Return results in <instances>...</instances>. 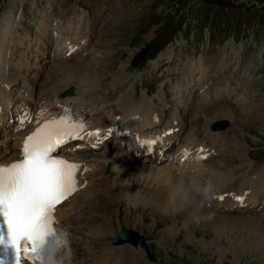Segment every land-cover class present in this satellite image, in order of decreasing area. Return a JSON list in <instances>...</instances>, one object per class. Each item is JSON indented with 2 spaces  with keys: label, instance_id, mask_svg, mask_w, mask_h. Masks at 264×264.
<instances>
[{
  "label": "rangeland",
  "instance_id": "374dc122",
  "mask_svg": "<svg viewBox=\"0 0 264 264\" xmlns=\"http://www.w3.org/2000/svg\"><path fill=\"white\" fill-rule=\"evenodd\" d=\"M54 1L61 4V6L59 5V10L61 7L63 9L61 13L63 12L64 15L67 14L68 16L65 20L61 19V15L58 14L59 11L55 9V19L49 24L52 32L54 29L61 27H64L66 31L68 26L74 25L80 19H82V30L87 31L90 24L92 25L93 21L99 18L101 14L96 7L98 4L97 0H0V22H3L9 14H11L10 18L12 20H14L13 16H15L17 19L12 30L18 34L16 35V37L18 36L17 40L23 42V47L19 48L12 43V40L10 42L11 51L15 54V62L19 61L22 64H28V60L24 56L27 55L30 57V61H33V57L38 55L37 51L39 48L42 49V52H46L45 56L29 64L30 67L33 64L29 72L27 70L24 71V75L29 76V79H32L35 75L36 71L33 72L34 66L43 65V71L42 69L39 70V68L36 69L37 72H42L43 77H46L47 70L50 69L51 65H57L58 62L56 46H53L52 38L48 42L46 39V44L40 40L43 36L41 35L42 31L38 22L43 20V17L34 16L38 8L43 10V13L49 10L52 11ZM102 3H105L106 7L112 9L118 7L120 9V17H116L114 13L107 12L109 18H118L120 22L113 23V27L110 28L111 31L103 39L99 37L98 40L95 38L90 39L88 55L80 58L82 59L80 61V63L82 62L81 66L87 64L86 66L88 67L89 63L95 61V59L105 58L110 60L94 66L95 72L101 76L107 70L105 68L106 64L107 67L109 66L107 78L97 76L96 85L100 92L103 95H108L112 87H118L120 92L128 93L129 96H131L129 93L133 95L136 92V98L139 97L138 100L135 98L136 102L143 98H146L145 100L147 101L154 100L155 106L165 111L166 122L176 119L180 121L181 117L186 116L182 140L174 150H178L183 139L191 133H195L194 136H198L203 143L212 146V142L205 132L206 122L215 114L223 113L227 116L224 119L232 122L231 130L228 128L224 132L225 137L223 136L224 140L222 142L223 146L229 149L228 152H224V154L217 157L215 161L223 163L222 165L226 171H232L234 178L226 182L224 180L221 181L224 183L220 182L218 188L228 185L229 182L247 177L252 182L251 186L259 187L264 195V184L260 183L257 178L259 169L264 165V0H102ZM94 7L95 9H93ZM69 21L72 23L67 24ZM179 23L181 26L177 27ZM81 36L82 34L79 33L77 41L81 40ZM156 37L158 42H160L157 46L158 49L161 47L159 53H162L158 55L155 61L147 63L148 66L143 65L142 69H133L130 62L135 55L139 57V52L141 51L140 54L145 53L144 55L147 56L148 52L143 50L150 48L151 44L149 42ZM11 39H13V36ZM229 39H234L237 44H231L233 41ZM222 41L223 43H221ZM100 42L102 46L98 48L96 45L95 47V44ZM32 44L36 45L32 48ZM224 44L225 47L223 48ZM48 46L50 48L47 49ZM232 46H234V49ZM219 48H223L222 52L220 51V57L229 54L231 56L232 53L234 56H231L230 60L226 58V61L230 62L237 58L236 60L240 61L242 66L241 70L252 64L249 75L243 82L240 81L241 75L237 73L229 75L228 81L231 82L232 77L239 78L235 79L239 82L238 85L236 84L237 90H242L247 93L246 96L251 97L247 105L254 107L253 110L250 111V109L243 108L246 107L243 103L245 101L243 99H246L245 94L242 100L234 106L222 100V94H220V100L217 99V88L224 89L226 86L228 87L223 82V76L219 78V84L213 80L215 77H212L210 82L214 85L210 89L208 88V93L206 94L208 98L203 104L197 105V97H193L191 102L189 101L187 105L183 103V106L182 102L185 101L184 93L177 94L172 92L174 90L173 86L178 83L177 81L179 79L180 81L182 80L187 63H192L195 68L203 65L209 71V74L216 72L219 67L216 62L219 59L217 57ZM242 48L243 50L240 52L239 50ZM169 53L174 55L172 63L168 58ZM164 54H166V57L162 58L161 56H164ZM151 55L152 52L149 53V56ZM44 58L46 59L44 60ZM37 61L38 63H36ZM165 61H169V64H165ZM161 62L164 65L157 70ZM249 67L251 66L249 65ZM11 69L13 68L11 67ZM115 74H119V76L115 77ZM62 76L60 75L58 78ZM115 79L118 81L116 80L115 82ZM119 79L124 82L120 83ZM169 79L172 80V83ZM128 80L130 82L125 84ZM42 81H40L39 89L37 86L36 89L43 94L47 88L43 86L45 81L43 83ZM244 83H247L245 87H243ZM113 84L116 86H113ZM52 86H55L54 83ZM232 87H234V83H232ZM26 89V85L22 84L14 91L22 93ZM146 90L149 94H152L151 97L145 96ZM117 95L115 103L117 100L120 101L119 93ZM163 110L159 111L162 112ZM192 119H199V121L191 123ZM236 131L239 137L238 143L235 142L236 140L234 141L235 136H233ZM237 144H239V148L243 153H249V162H245L247 158L239 159L237 157L238 155L236 154L240 153ZM110 152L111 150H106L99 153L104 155ZM251 162H253L254 171L249 172L248 168L240 170L245 163L250 166ZM134 171L131 172L130 170L128 176H126L127 174L123 175L121 181L124 184L131 183L132 187H130L132 189L139 190L145 187L146 184L143 179L138 178V172ZM133 174L135 177L137 176L136 180L133 179ZM138 184L140 186L137 187ZM125 195L127 194L125 193L122 196L123 200L120 198L119 202L121 203L119 205L114 204V201L112 202L114 199L112 194L108 195L111 199L108 203V210L103 206L106 201H95V203L93 201L98 196L96 198L93 196L91 198L93 203L87 207L90 210L85 218H91V220L97 218L96 220H98L102 214L106 213L108 216L113 217L115 234L126 229H133L145 236L151 245L156 262H148L137 251L138 254L134 252L133 254L138 257L136 258L138 264H264L263 246L260 245L257 239L254 240L253 236H249V231L247 230L249 226L245 225L242 230V227L229 226L223 228L216 225L218 223H213L214 220L219 219L220 216L218 215L247 217L248 219H253V224L259 221L263 222L259 218H264V210L248 211V209H245L236 213H220L212 210V218L217 217L212 220V218L208 219L209 216H207V211L212 208L211 201L205 202L203 207L200 204L199 208L195 207V209L190 210H185L183 204H177L178 208L173 207L174 212L172 213V211L151 210L152 208H146L142 200L137 202L135 201L136 199H129ZM198 198L200 197L198 196ZM127 202L129 204H125ZM97 203H100L102 207L96 210ZM72 205L75 204L73 203ZM151 206L158 207L157 205ZM75 207L77 206H74L72 210ZM129 208L133 212L138 211L134 216L132 215L131 224L126 222L128 219H126L125 212L129 211ZM182 208L184 209L182 210ZM177 211H180V213L184 212L176 218L175 216L179 215L176 214ZM192 211L196 216L192 215ZM158 213H162L163 216ZM202 213L204 215H200ZM141 214L146 218L144 220L145 223L136 225V217ZM164 215L169 216L165 217ZM184 221L187 223L185 224ZM241 221L245 222L246 220ZM83 234L85 232L81 231L80 235L83 236ZM112 240L113 237H109L108 241L112 243ZM71 243L72 247L75 248L73 238H71ZM111 243L112 249H119V247L113 246ZM83 244L87 245V242ZM119 254L121 259L123 251L121 250ZM83 256L86 255L84 254ZM121 260H123L124 264H127L124 258Z\"/></svg>",
  "mask_w": 264,
  "mask_h": 264
},
{
  "label": "bare ground",
  "instance_id": "6f19581e",
  "mask_svg": "<svg viewBox=\"0 0 264 264\" xmlns=\"http://www.w3.org/2000/svg\"><path fill=\"white\" fill-rule=\"evenodd\" d=\"M106 6L107 5L102 3L101 0H98L96 7L98 11H101L100 13L111 11L116 17L121 16L118 7L107 9ZM93 9H95V7ZM52 15L53 12L50 10L43 13V10L40 8L34 13L35 17H43V20L39 21L38 24L45 37H50L51 35V26L45 24V22L51 18ZM59 15H61V19L63 20L68 16L67 14L64 15L63 12ZM10 17L11 14H9L6 19L4 17L5 20L3 19V22H0V108L2 109L0 122L3 129L6 127L8 130L6 140L8 142H5L0 134V138L2 139V141H0V161L9 163L19 159V148H21L25 137L37 127L35 121H39L42 118L49 120L59 118L64 115L65 108L71 110L73 119H78L80 115L89 116L90 121L85 128V132L81 134L84 135L85 138L69 139L63 147L59 148L57 152L54 153L58 158L68 160L70 163H78V165L82 166V170L84 166H86L87 169L84 170L83 173V180L84 183L87 182V186L82 190L80 188L78 190L80 192L76 193L75 196L62 204L56 213L61 232L65 231L68 233L72 253L71 264H124L123 260L120 259L121 253L119 254V252L121 250L123 251L122 258H124L127 264H138L133 252L136 254L139 252V254H141L139 250L128 245L123 248L121 247L122 249L120 247L119 249H112L110 246L111 241H108L109 237L112 238L115 235L113 217L104 213L98 220H96L97 218H93V220H91V218L86 219L87 212L90 210V208L87 207L95 201H106L103 206L108 210V203L111 200L108 195L112 194V198H114L112 202L114 201V204L119 205L121 203L119 202L120 198L122 199V196L126 193L127 195H125V197L136 199L135 201L137 202L142 200L146 208H152L151 210L172 211L173 213V207H177V204H183L185 210L195 209V207L199 208L200 198L193 192L192 184H203L207 180H213L217 186H219L221 181L224 180L226 182L234 178L232 171H226L222 165L223 163L215 161L216 158L224 154V152H228L229 148L227 149V147H224L222 144L225 131L223 133L214 132L209 128L215 120L224 119L227 116L223 113H217L206 122L205 132L209 136V140H211L213 146L210 147L204 144L198 136H194L195 133H191L188 137L183 139L178 150L172 153L174 146H177L179 142H181L186 116L183 118L181 117L180 121L176 119L166 122L165 119L167 116L165 118V111L156 107L154 100L147 101L145 100L146 98H143L139 102H136L135 98L132 99L128 93H121L120 101L117 100L115 103L114 97L118 94V87H112L108 95H103L96 85L98 80L97 76L100 78L108 77L107 72L109 71V66L107 67V64L105 66V68H107L106 72L103 73L104 75L106 74L105 76L98 75L94 69V66L104 61L109 62L110 60L105 58L99 60L95 59V61L89 63V67L86 66L87 64L81 66L82 62L80 63V61L82 59L80 58L88 55L87 52L89 49L87 50V46L90 48V38L98 40V32L99 38L103 39V37L111 31L110 26L112 23L116 22L118 18H112L110 23H105L99 30L97 28L101 21L95 20L92 25L90 24L87 31H83L81 28L82 19H80V21L75 22L74 25L68 26L66 31L64 27L57 29L56 32L54 31L53 36H55L56 41L55 46L58 62L57 65H51L50 69L47 70L48 73L44 80V78H42L43 75L40 74L39 71L34 73L35 75L32 79L24 75V70L28 69L29 72L33 66V64L31 67L29 65L30 57L27 55L24 56V58L28 60V64L24 66L20 63H14L11 59L12 53L8 56L9 52L7 48H11V40L12 43L14 42V39L10 40V38L15 35V32L12 30L14 27L13 20ZM51 21L52 20H49V23ZM71 23L72 22L69 21L67 24ZM78 33H82L84 39L82 38L80 41H77L76 35H78ZM17 37V48L23 47V42L20 40L18 41ZM231 44L234 45V42ZM100 46H102L101 42L97 44L98 48ZM1 47L4 49L2 52ZM232 48L234 49V46H232ZM73 50V54L69 57L68 54L72 53ZM239 51L242 52V49ZM44 54L45 53H42L41 56ZM165 55L166 54L161 57L165 58ZM41 56L37 55L33 60H38ZM78 56L80 58L74 60V58ZM231 56L230 54L227 56L223 55L217 61L219 67L216 74H221V76L224 77L223 82L228 85V87L226 86L224 89L217 88V99L220 100V94H222V100H229L230 103L236 105L242 100L243 95L245 94L244 96H246L247 93L242 90H237L238 87L236 84L238 85V81H235V77L231 80V83H234V87L230 86V82L228 81L230 69L239 70L242 67L240 61H226V58L230 60ZM168 58L172 63L173 53H169ZM169 61H165V64H169ZM31 63L34 62L31 61ZM161 63H159L157 70L160 68V65L163 67ZM249 65L251 67H249ZM249 65L242 71L243 79H247L249 75L248 73L252 68V64ZM12 66L13 69H11ZM36 68H39V66H34V70H36ZM185 68L186 70L183 72L182 80L180 81L179 79L177 81L178 83L173 86L174 90L172 89V92L177 94L184 93V95H186L185 100L193 96L198 97L197 101L200 97L201 100L205 102L208 98L206 94L208 93V86L210 85L209 81L212 80L211 77L214 76H209V71H207L203 65L195 68L192 63H187ZM41 69H43V67H41ZM99 72L101 73L100 70ZM119 74H115L114 76L117 77ZM60 75L63 76L58 78ZM116 80L117 79L114 81L116 82ZM119 80L120 83L124 82L122 79ZM169 80L172 83V80ZM213 80L219 84V76H215ZM17 81H22L29 85L31 87L30 92L15 96L13 88L18 86ZM40 81H42V83L45 81L43 86L47 88L43 94L40 91L37 94L36 86L39 89ZM51 83H54L55 86L53 87ZM115 84H113V86ZM246 84L247 83H244L243 87H245ZM71 87H74L75 95L67 96L63 99L58 97L59 94ZM245 98L246 99H243L245 100L243 103L246 107L243 108L254 109V107H249L247 105L251 97L247 95ZM186 104L187 102L184 103V105ZM159 110L163 111L161 112ZM26 113L28 114L27 120L30 121L31 124L26 122L25 125H19L20 119ZM12 115H18L17 129L20 130L21 133L11 134V131L14 130V126L11 124ZM31 116L34 118V121ZM197 121H199V119H192L191 123H197ZM7 125L9 126L7 127ZM176 128L180 130L178 131ZM98 130L102 133L100 140L104 141L107 139V141L101 145L100 150L92 147L98 137L87 136V132H96ZM109 131L111 134L103 135ZM124 132L127 134L125 137L123 135ZM233 136H235L234 141L236 140L235 142L238 143V132L236 131ZM116 138L125 139L118 140ZM146 139L156 140L157 143L153 144L149 149L139 142L140 140ZM82 143L84 145H82ZM123 143H125V149L124 145H122ZM119 144L123 149H118ZM132 144L134 145L133 150L130 149ZM84 146L87 147L83 151H80ZM237 146L240 152L236 154L238 155L237 157L239 159L247 158L245 162H249V153H243L239 148V144H237ZM200 149H203V151H199ZM106 150H111V152L100 155L99 152H104ZM185 150L188 152L186 157L183 155ZM246 163L240 170L248 168L249 172L254 171L253 162H251L250 166ZM130 170L131 172L133 170H135L134 172H138L137 176L139 179L144 180L146 184L145 187L136 190L131 188V183H127L128 185L122 183L121 177L125 174L128 176ZM259 170L257 178L260 180V183L264 184V165L261 166ZM132 176L134 180L137 179V176L135 177L134 174ZM251 184V180L244 177L241 180L237 179L231 183L229 182L228 185L220 188L217 187L216 195L211 200L212 208L207 211V216L212 214V210L220 213H236L245 209H248V211L264 210V195L259 187L251 186ZM133 186L135 185L133 184ZM138 186H140V184H138L137 187ZM93 196L95 198L98 196V198L91 202ZM219 197H223V199H219ZM237 197L240 199H237ZM130 201L135 202L132 200ZM73 203L75 205H72ZM125 204L129 203L127 202ZM97 205L96 210L102 207L100 203H97ZM151 205H157L158 207L155 208ZM74 206L77 207L72 210ZM142 208L144 209V207ZM183 209L184 208H182V210ZM125 213L127 216L126 219H128L126 222L131 224L132 215L134 216L138 211L133 212L129 208V211ZM182 213L177 211L176 214L179 215L175 217L178 218ZM199 213H201V211H199ZM158 214L163 216L162 213ZM192 215L196 216L193 211ZM200 215H204V213ZM164 216L167 217L169 215ZM218 216H220L219 219L214 220L213 223H218L216 225L223 228L236 226L242 227L241 229L243 230L245 225L249 226L250 230L247 229L249 231V236H253L254 240L257 239L264 249V218H259L263 220V222L259 221L253 224V219H248L247 217ZM136 218V225L145 223L144 220L146 218L142 214L138 215ZM215 218L217 217L212 218V220ZM241 220L246 221L242 222ZM184 223L186 224L187 222L184 221ZM223 228L222 230H224ZM81 231L85 232L83 236L80 235ZM71 238H73V242H75V248L72 247ZM86 242L87 245H84L83 243ZM84 254L86 256H83Z\"/></svg>",
  "mask_w": 264,
  "mask_h": 264
},
{
  "label": "snow or ice",
  "instance_id": "6c2138e0",
  "mask_svg": "<svg viewBox=\"0 0 264 264\" xmlns=\"http://www.w3.org/2000/svg\"><path fill=\"white\" fill-rule=\"evenodd\" d=\"M27 119L28 114L20 119L19 124L23 125ZM85 128L86 121L74 120L71 110L65 108L64 115L46 121L25 138L20 160L0 166V218L3 226L0 244L13 249L14 264H21L22 258L29 264H37L33 253L49 232L61 231L54 212L57 205L77 190L80 183L77 172L82 166L58 158L54 153L69 139H84L81 134ZM109 134L110 131L103 135ZM101 135L99 130L87 132L89 137ZM139 142L149 149L157 143L156 140ZM183 155H188L187 150ZM83 170H87L86 166ZM58 243L57 252L62 255L63 240L58 239ZM0 264L4 262L0 260Z\"/></svg>",
  "mask_w": 264,
  "mask_h": 264
},
{
  "label": "clouds",
  "instance_id": "9594fccd",
  "mask_svg": "<svg viewBox=\"0 0 264 264\" xmlns=\"http://www.w3.org/2000/svg\"><path fill=\"white\" fill-rule=\"evenodd\" d=\"M191 186L193 192L201 198V207L204 206L205 202L211 201L216 195L218 187L213 180H207L203 184L194 183ZM211 218L212 215L210 214L208 219ZM58 236L60 240H63L65 249V252L59 258L56 256L59 248ZM33 255L37 257V264H71L72 253L68 233L65 231L61 233H57L56 231L49 232L44 242L37 248Z\"/></svg>",
  "mask_w": 264,
  "mask_h": 264
},
{
  "label": "water",
  "instance_id": "95a60500",
  "mask_svg": "<svg viewBox=\"0 0 264 264\" xmlns=\"http://www.w3.org/2000/svg\"><path fill=\"white\" fill-rule=\"evenodd\" d=\"M72 94H73L72 89L66 92V95H72ZM228 125L229 124L227 121H220V122H217L213 127L216 130H223L226 127H228ZM125 243L132 244L134 247L139 249L141 252L145 253L147 257L151 258V254L149 253L147 249V244H146L144 237H142L137 232L133 230H127L122 233H119L113 240V244L115 246L124 245Z\"/></svg>",
  "mask_w": 264,
  "mask_h": 264
}]
</instances>
